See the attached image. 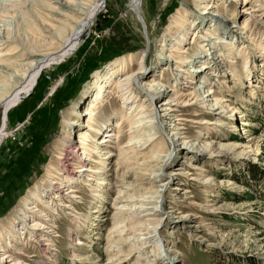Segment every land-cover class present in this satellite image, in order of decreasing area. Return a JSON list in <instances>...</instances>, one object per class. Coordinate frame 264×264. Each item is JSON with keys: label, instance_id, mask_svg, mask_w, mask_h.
<instances>
[{"label": "rangeland", "instance_id": "374dc122", "mask_svg": "<svg viewBox=\"0 0 264 264\" xmlns=\"http://www.w3.org/2000/svg\"><path fill=\"white\" fill-rule=\"evenodd\" d=\"M0 1L3 5H10L8 0ZM12 1L17 4L11 10L21 19L13 13V17L10 16L11 14L5 15L0 20L8 22L9 30L17 33L15 39L4 41L5 45H15L18 49L12 53L13 57L11 56V67L13 68L6 73L0 72V93L4 92L2 90L11 92L18 88L22 74L29 70L28 67L23 66L25 61L17 59L20 54L16 53L19 49L22 50L25 43L30 44L32 40L47 42L51 44L50 47L41 48L39 51L43 52L47 49L46 52H55V50L59 51L62 41L51 31L41 33L42 24L51 25V19H54L48 7L42 3L46 0ZM80 1L89 4L93 0ZM134 1L106 0L104 9L100 10L92 24L73 40L75 42H72V50L70 49L64 54L65 56L47 65L36 82L13 98L7 108L0 107V133L7 124L0 139V230H3L2 235L6 233L7 236L9 223L12 220L25 223L19 211L24 208L25 200L31 199V193L37 189H43V183L48 182L46 176L48 166L54 165L60 168L56 153L57 148H60L59 141L62 137L64 118L68 117L73 103L79 99L80 94L89 90L95 72L107 70L123 56L139 54L146 49L143 61L145 60L146 73H149L157 61V45L164 37L169 21L175 17L176 11L182 6L187 12L194 13L193 0H138L137 4ZM241 1H234L229 6L228 15L233 25L228 24V27L229 25L238 26L237 30L241 29L243 18L246 20L247 17H250V22L247 28L237 31L240 35L229 34L228 39H232L233 42L237 39L235 47L242 51L245 50L247 67L244 65V57L237 56L235 52L232 56L228 55L231 59L225 58L224 55L217 61L213 56L207 55L206 66L211 70L205 74L212 73L214 77L210 75V78L205 83L203 82L211 85L209 86L212 89L211 95L220 97L218 98L219 106L224 108L219 109V117L224 119L230 115L225 107L229 104L235 111L234 118L227 120L228 126L219 128L209 125L219 117L212 115L214 111L207 110L206 103L199 104L195 101L196 99H193L191 102L193 106L180 108L181 115L186 121H203L207 124L197 128L194 122H183L182 128H185L183 134L187 142H191L190 144L200 142L201 144L202 142L197 138L203 137L206 142L214 143L212 152L220 150L221 155L211 160L195 154L196 157L191 158L185 154L182 156L177 150L178 147L172 146L165 130H160L165 141H169L166 145V150L171 153V157L166 159V163L170 165L168 170L175 169L177 168L175 165H178V168L190 175L180 177V181L176 180L170 185H164L162 188L164 195L162 192V196L160 195L158 199L162 201L158 203V207L161 204L163 206L162 210L158 208V216L154 218L159 220L162 216L158 230L164 247L160 249L159 246V251L153 244V238L140 241L147 237L151 225L138 229L135 228L137 226H132L133 228L120 226L122 232L121 230L119 233L116 232L114 221L121 217L116 215L114 200L117 198V191L125 188L123 185L101 193L102 197L93 198L89 188L79 183L80 193L77 194V198L70 200L79 220L74 223L72 217H68L66 213H59V217L55 216L53 233L50 234L51 246L44 247L38 238L32 237L20 240L21 245L2 242L3 251L16 261L18 260L19 264H169L167 260L156 259V253H165V246H170L174 252H177L178 262L176 264H264V54H260V42L264 41V18L261 17L264 14V1L247 0L248 7L256 5L255 9H258L257 12H253L254 9L251 7L246 13L241 7ZM18 5H22L21 8ZM6 16L12 18H6ZM42 17L44 18L40 19ZM24 19L28 22L31 19L29 23L36 25L37 29L35 28V31L26 29V27L21 29L20 27L24 26ZM13 20L16 21L15 25ZM61 21L63 22L62 19ZM224 23L227 24V22ZM28 33L32 34L28 36ZM200 42L194 39L180 47L182 48L180 50L187 53L185 55L190 63L191 60L197 58ZM4 46H0V49ZM208 47L205 49L207 50ZM141 58V56L134 58L132 70L137 68L136 64L142 61ZM213 61L218 64L211 67ZM185 66L183 67L184 73L182 72L184 79L187 78L191 65L187 66L186 63ZM248 67L252 74L249 78L245 72ZM173 68L174 66H171V70ZM171 70L167 69V66H161L156 71V75L159 76L157 83L163 82L162 84L167 88L166 90L162 88L165 90L164 95L171 93L170 89L173 85L179 88H177L180 93L178 96L190 93L199 95L197 91L204 89V84H198V87L197 83H194V86L190 83L189 85L186 81H192L191 78H187L186 81L181 80L183 82L181 85V82H178L180 81L179 76L178 78L174 76L177 74ZM236 75H240V78ZM204 78L205 76L202 75L194 82L204 81ZM176 79L179 80L176 81ZM138 85L139 82L132 83L134 94L137 96L135 106L140 102L148 104L153 95H145ZM107 90L109 91L106 94L98 98L100 103L97 105L95 116L90 124L93 128H100L102 132L106 131L108 134V128H105L109 126L108 118L111 119L112 115L118 113L122 100L121 97L120 99L116 97L115 87L110 86ZM88 95L90 93L86 98L91 99ZM188 98L183 96L181 101L188 100ZM131 113L133 111H130L129 115ZM126 121L122 122V132L118 141L112 137L116 146L111 145L110 150L113 157L106 161L108 165L106 171L109 187L119 185L122 173L126 174L123 182L133 186L128 191L126 190V193L130 194L133 189L136 191L135 186L138 182L135 181V177L140 171L137 170L135 161L131 159L125 167L120 168L119 174L114 172L118 169L115 160L119 155V147H125L128 142L127 134L130 126ZM157 121L155 119V122ZM86 122L87 120L83 123ZM89 134L90 138L96 136L94 131H90ZM112 134L113 132L110 135ZM115 134L117 136V133ZM87 144L90 142L88 141ZM219 146L223 147L218 149ZM125 150L127 151L126 148ZM131 155L130 153L128 157ZM91 158V169H99L100 158L94 154ZM71 159L72 157H69V161L65 164L68 171L75 170L77 167L74 158L72 161ZM76 160L80 163L86 162L77 156ZM156 164L153 165L156 166ZM153 165L148 164L149 167ZM191 167L199 168V170H192ZM205 181V186L200 184ZM158 183L161 184L162 181ZM174 187L179 188L180 191L175 190ZM61 192L65 193V191ZM163 213L166 214L163 215ZM167 215L170 216L169 219H165ZM185 217L187 220L179 221ZM127 222L125 221L124 224ZM28 223H25L26 226ZM25 231L27 232V229ZM4 238L8 237L4 235ZM13 244L16 248L11 247Z\"/></svg>", "mask_w": 264, "mask_h": 264}, {"label": "bare ground", "instance_id": "6f19581e", "mask_svg": "<svg viewBox=\"0 0 264 264\" xmlns=\"http://www.w3.org/2000/svg\"><path fill=\"white\" fill-rule=\"evenodd\" d=\"M3 1L5 2L6 0ZM33 1L35 2V0ZM234 1L236 2L237 0H193L194 13L187 12L185 8L181 6V8H179L176 11L175 17H173V19L169 21L164 37L161 38L159 44L157 45V61L153 64V68L150 71L151 72L150 75H149L150 72L149 73L147 72L148 74L146 73L147 70L145 69L146 67L144 66L145 60L143 61L146 55V49L139 52V54L137 53L134 55L129 54L123 56L120 60L114 62L112 66L110 67L108 66L109 68L107 70L103 69L102 71L95 72L94 80L92 81V85L90 86L89 90H86L80 94L79 99H77V101L73 103V106L69 111L68 117L64 118L62 137L61 140L59 141L60 148H57V153H56V158L59 160L60 168H57L54 165L48 166L46 170V176L48 178V182L43 183L42 185L43 189L40 190L37 189L33 191L31 193V199L30 200L28 199L27 201L25 200L24 208L19 211L24 222L25 223L29 222V223L26 226L25 223H20L19 221H15V219L12 220L9 223V229L7 230L9 233H7V236L6 233L4 234L5 237H8L7 239H5L4 235H2L3 230H0V264H19L17 262L18 260L16 261L11 255H8L5 251L2 250V242H5L7 244L13 242V243H17L18 245L21 243L20 240H24L25 238L31 239L32 237L33 238L36 237L38 238V241L42 243V246L48 248V246L52 245L50 234L53 233L52 228H54L55 216L59 217L60 216L59 213L61 214L66 213L68 217H72L74 223L79 220L77 214L74 213L75 208L73 204H71L70 202L71 199L77 198V194L80 193V191L78 190L79 183L83 184L85 188L86 187L87 189L89 188L93 198L102 197L103 194L101 196V193L106 192L110 188L114 189L121 187L123 185L125 188L117 191V198L114 200V203L116 205V215L121 217L118 220L115 219L114 221L115 222L114 227L116 228V232L119 233V230H121L120 226H130V228L132 226L133 227L137 226L135 228L138 229L142 226L147 227L151 225L150 226L151 230L148 232L147 237L143 236L144 237V238L142 237L143 239L141 240L137 239V240L144 241L146 239L153 238L154 239L152 240L154 242L153 244L155 245V247H157L159 251L160 249H162V247H164L163 246L164 243L162 242L163 240L160 239L161 238L160 232L158 230L159 229L158 224L162 219V216L159 220L154 218L158 216L157 215L159 213L158 208L162 210V206H163L162 204L158 207V203H162V201L161 202L158 201V199H160V195L162 194V192L164 195V191L162 190V188L166 184L170 185L171 182L179 180L180 177L190 176L188 173L178 168L179 167L178 165L177 166L175 165V167L177 168L168 170L170 168V165L166 163V159H168V157L169 158L171 157V153L170 151L166 150L167 142L171 141L172 146H174L175 148L178 147L177 150L182 156L183 154H185V156H188L190 158L196 157L195 155H200L206 160H211L219 157V155H221L222 153L220 150L212 152V150L214 149L213 148L214 143L210 141H209L210 143L206 142L203 137L197 138L202 142L201 144L200 142L199 144H195V143L190 144L191 142H187V139L184 137L183 134V130L185 128H182V123L194 122V121H186L184 119V116L181 115L182 112L180 108L183 109L182 107L193 106V103L191 102H193L192 101L193 99L194 100L196 99L195 101L199 104L206 103L207 110L214 111L212 115L219 117V113H220L219 109L224 108L219 106L220 102L218 98L220 97L217 98L211 95L212 89L209 88V86L211 85L209 83L204 84L207 81V79L210 78V75L211 77L212 76L214 77V75H212L211 72L210 75L205 74L207 73V71L211 70V68L206 66L208 56L210 55L213 56L214 60L217 61L224 55L225 58L226 57L230 58L228 55L232 56V54L235 52L237 56L242 55V57H244L243 60L245 66L248 64V62H246L245 50L244 51H242L241 49L239 50L234 45L237 39L234 42L232 39H228L231 34L240 35V33H237V31L239 32L242 31L244 28H247V25L250 22L249 19L250 17H247L246 20L243 18L244 22L240 27L241 29L239 30H237L238 26L236 27L231 26L233 25V23L229 18L228 8L234 3ZM7 2H10L9 3L10 5L7 6V5H3L2 2L0 3V18L3 16L5 17V15L9 16L10 14H11L10 16L13 17L14 12L11 9H13L15 4L17 3H13L12 0H8ZM105 2L106 0H93L90 3L88 2L89 4L82 3L80 0H46V2H42L45 6L48 7L54 19H51L52 16L51 18L48 16L53 22V23L51 22V25L45 23L44 20H42L45 23V25L42 24L41 33H46V32L48 33L51 31L54 36H57L60 40H62L60 43L59 51L55 50V52H46L47 49H45L42 52L39 51V49L41 48L44 49L51 44L39 40L38 41L32 40L31 43L29 44L27 40H26L27 43H25L24 40L23 42L25 43V45L22 44L23 45L22 50L19 49L16 53L20 54L19 57L17 56V59H20L21 61H25L26 63L23 66L28 67L29 70L28 71L26 70L22 74L21 78L19 77L20 78L18 85L19 87L16 89L14 88L15 89L14 91L12 90L11 92L9 91L6 92L5 90H2L4 92L0 93V107L5 106L7 108L11 104V100L13 98H15L20 92L24 91L25 89L27 90V87H29L31 84L36 82V79L39 78L42 70L45 69L47 65L65 56L64 54L73 47L72 45L73 40L76 39V37L80 34V32H82L84 29L89 27L98 16L100 10L104 9ZM134 2L138 3V0H135ZM40 3L37 4L39 5ZM240 4L242 9L244 8L245 13L248 12L251 9V7H253L254 9L253 12H257L258 8L255 9L256 5L254 4L255 6L251 5V7H248L249 3L247 0H242ZM21 6L19 7L21 8ZM40 7L42 6L40 5ZM14 14L16 15V13ZM38 15L35 14V16L39 17L40 15L39 16ZM8 16H6V18H10V19L12 18ZM16 16L18 17V19L20 18L18 15ZM261 17L264 18V14H262ZM24 18L27 17L24 16ZM43 18L44 17L40 19ZM61 19L63 20V22L61 21ZM30 21L32 20L30 19ZM15 22L16 21H14L13 23L14 25ZM17 22H19V20ZM29 22L25 20L24 26L20 28L23 29V27H26V29L28 28L29 30L35 31L37 29L36 25L33 26V24L31 23L32 24L31 25ZM224 22H227V24ZM228 24L231 25H229L228 27ZM19 25L21 24L19 23ZM4 26L6 27L4 28ZM0 28H2L0 30V43L2 42L0 46H4L6 44L4 43V41H9L11 39L13 40V38L17 35V33L11 32V30H9L10 27L8 25V22H4L2 20H0ZM26 29H24V31ZM29 34L30 33H28L27 35L29 36ZM232 37L234 38V36ZM194 39L195 40L198 39V41H201L199 47L201 50L199 49L198 50L199 52L197 51L198 52L196 56L197 58L191 60L190 63V61H188V58L185 55L187 53L180 50L182 49L180 47H183L184 44L188 41L189 42L191 40L194 41ZM48 41H50V39ZM53 43H55L54 40ZM260 44H261L260 54L263 55L264 41L260 42ZM207 46L209 47L206 50L205 48ZM17 49L18 46L15 45L12 46L5 45L3 49L2 48L0 49V72L6 73L7 71L10 70V68H13L11 67V63H12L11 56L13 57L12 53ZM211 49L213 50V52ZM210 50L211 52H209ZM201 54L204 56L201 57L200 56ZM140 56L142 57L141 58L142 61L139 63L137 62L136 64L137 68L135 70H132L131 67L133 66L132 63L134 61V58L136 59L137 57ZM215 61H213V65H211V67L218 64L215 63ZM160 63L163 64L161 65ZM186 63L187 66L191 65L189 68L190 69L189 73H187V78H191L193 83L191 80L186 81L187 79L186 77L184 79L183 67L186 65ZM161 66L162 67L167 66V69L170 70H171V66H174V68L172 69L173 71L172 70L171 71L177 74L174 75L177 76V78L179 76L180 81H178L179 79L178 80L176 79V81H178L179 83L181 82V80H185L186 82H188V84L190 83L193 86L194 83L195 84L197 83V87L198 84L199 85L204 84L203 85L204 89L203 90L199 89V92L197 91V94L199 95L190 93L188 95L181 94V96H178L180 95V93L178 92L179 88L177 85H173L170 89L171 93L169 94L166 93L167 95H164V91L167 88H165L163 82L160 81L161 83H157L159 76L156 75V71L160 69ZM245 72L246 74H248L247 76L248 78L252 75L250 73L251 70H249V67L246 69ZM202 75L205 76L204 81L197 80L196 82H194L197 77H202ZM144 77L146 79H142ZM236 77L240 78V75L239 76L236 75ZM133 82L134 83L139 82L138 85L139 89H141L145 93V95L148 94L153 95L152 100H149L148 104H146L143 101L144 103L138 102L139 104L135 106L137 103L136 100L137 96L134 94V90L132 88ZM182 83L183 82H181L180 84L182 85ZM110 86L115 87L116 91L114 92L116 94V97H119V99L121 97L122 105L120 106L119 111L116 115H112L111 119L108 118L109 126H105V128H108V134H107L106 131L102 132L100 128L97 127L93 128L90 124V121L95 116L97 105L100 103V99L98 98L100 97V95L106 94L109 91L107 89ZM162 88H165V90H162ZM88 93H90V95L88 96L91 97V99L86 98ZM183 96L189 98L192 97V99L188 98V100L181 101ZM187 102L189 103L186 104ZM225 107L228 109L230 115L227 118L224 117V119H221L220 117L219 118L214 117L215 118L214 122L210 123L209 125H214L219 128L228 126L227 120L234 118L235 111L233 107L229 104ZM130 111H133V113L129 115ZM144 113H147L146 116H142L144 115ZM155 119H157L158 121L155 122ZM86 120L87 122L83 123ZM124 120H127L126 122H128L130 126V129L127 134L128 142L125 147L121 146L120 148L119 147L120 145L118 146L119 155L117 154L118 155L116 157L117 160H115L116 162L115 165L118 167V169H116V171L114 172L119 174L120 168L125 167L126 164H128L131 161V159L135 161L137 165V170L139 169L140 171L139 173H137V175L135 174L136 175L135 181L138 182V184L135 186L136 191H134L133 189V192L130 194H127L126 190L128 191V189L132 188L133 186L132 184L127 185L123 182V179H125L127 176L126 174L122 173L120 179L118 177L121 183L120 182H116V183H120L119 185L116 186L115 184V186L109 187L110 185L108 183V172L106 171L108 167L106 161L110 160V158L113 157L110 150L111 145L113 144V147L116 146V144L112 141L113 139L112 137H115V140L118 141L119 135L122 132L121 126ZM193 124L197 125L198 126L197 128L207 125L203 121L202 122L197 121L194 122ZM6 125L4 126L2 133L5 130ZM162 129L165 130L167 137L168 136L170 137L169 138L170 140L169 141L167 140V142L164 139V135L161 134L160 130ZM90 131H94V134L96 135L94 138H90V134H89ZM111 132H113L112 135H110ZM2 133H0V139L2 137ZM115 133H117V136ZM88 141L90 142V144H87ZM222 147L223 146H219L218 149ZM125 148L127 149V151L125 150ZM146 149L147 151H145ZM130 153L132 155L128 157ZM93 154L97 155L100 158L99 162L101 163L100 168L96 170L91 169L90 167L92 162L91 156ZM76 156L79 157L80 160L83 159L86 162L88 161V163L87 164L86 162L80 163V161L76 160ZM69 157H72V159L74 158L73 160H75L74 162L77 165L75 170L68 171L66 169L65 164L67 161H69ZM150 163L152 165L154 163L157 164L156 166L153 165L149 167L148 164ZM192 170H199V168L197 169L192 168ZM143 171L145 172L142 173ZM161 181L162 183L159 184L158 182ZM143 182H146L145 183L146 185ZM200 184L204 185L206 184V181L205 183L201 182ZM174 188H176L175 190L180 191L179 188L177 187ZM61 191H65V193L64 192L62 193ZM135 194L138 195L135 196ZM164 214L166 213H163V215ZM169 218L170 216L167 215L165 219H169ZM184 220H187V218L186 217L181 218L179 221H184ZM125 221L128 222L124 224ZM25 228L27 229V232L25 231L26 230ZM137 229L135 231H137ZM120 232H122V230ZM11 247L16 248L14 244L11 245ZM165 248H166L165 253L162 252L160 254L156 253L157 254L156 259L158 260L163 259L165 261L167 260L169 264L170 263L176 264L178 262V258L176 256L177 252H174V250L170 248V246H165Z\"/></svg>", "mask_w": 264, "mask_h": 264}, {"label": "trees", "instance_id": "16d2710c", "mask_svg": "<svg viewBox=\"0 0 264 264\" xmlns=\"http://www.w3.org/2000/svg\"><path fill=\"white\" fill-rule=\"evenodd\" d=\"M249 199H250V197H249Z\"/></svg>", "mask_w": 264, "mask_h": 264}]
</instances>
